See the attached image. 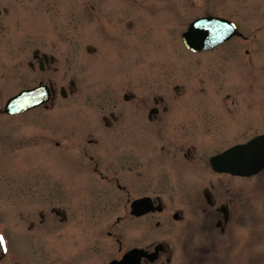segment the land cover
Masks as SVG:
<instances>
[{
	"label": "rangeland",
	"instance_id": "rangeland-1",
	"mask_svg": "<svg viewBox=\"0 0 264 264\" xmlns=\"http://www.w3.org/2000/svg\"><path fill=\"white\" fill-rule=\"evenodd\" d=\"M0 8L2 109L9 95L39 84L43 72L29 67L36 48L57 58L54 71L47 72L51 78L47 83H56L59 92L62 86L69 89L72 80L76 83L68 97L59 95L49 108L18 116L13 124L0 117L13 136L0 141V234L9 249L4 255L0 251V264H103L124 253L115 242L126 226L130 241L142 231L144 247L153 240L169 243L176 249L172 264H235L228 259L234 251L224 262H214L203 255L220 256L216 247L210 254L197 250L205 247L200 209L194 208L196 226L190 229L183 222L156 229L154 218L141 221L143 230L124 222V209L140 195L163 194L168 205L163 216L169 217L190 202L203 205L198 196L207 185L205 179L219 182L221 197L227 196L228 184L238 188L256 230L255 243L246 253L255 256L251 264H264V171L250 179H224L210 168L204 172L174 168V181L158 184L154 179L158 167L147 165H153L149 157L160 152L162 143L156 144V128L146 117L155 99L164 97L166 118L176 124L192 119L198 127L190 130L191 136L206 145L201 150L208 155L264 132V0H0ZM5 8L8 13H3ZM207 15L234 20L247 38L233 37L212 50L190 51L181 35L191 21ZM89 46L96 51L89 53ZM112 112L120 115V123L107 129L102 118ZM226 121L229 130L224 128ZM123 126L130 134L127 144L114 134ZM139 133L144 138H138ZM91 137H101L103 145L91 147L85 155L79 147L87 146ZM121 146L129 153L125 162ZM143 147L145 154H140ZM41 150L48 153L45 162ZM73 150L76 153L70 154ZM96 153L103 155L104 173L117 172L128 193L101 180L90 159L91 154L99 157ZM59 154L68 158L64 169L75 161L80 172L63 192L56 180L63 166ZM159 164L162 169L167 166L163 160ZM52 208L66 209L68 219L62 221ZM215 224H210L209 232L216 231ZM13 239L16 257L10 247ZM41 239L44 242L37 245ZM228 240L221 248L223 256L230 249ZM217 244L208 239V246ZM187 250H192L190 263Z\"/></svg>",
	"mask_w": 264,
	"mask_h": 264
},
{
	"label": "flooded vegetation",
	"instance_id": "flooded-vegetation-1",
	"mask_svg": "<svg viewBox=\"0 0 264 264\" xmlns=\"http://www.w3.org/2000/svg\"><path fill=\"white\" fill-rule=\"evenodd\" d=\"M48 53L46 51H42L41 48H36L33 50L32 54L33 57L32 59L29 61V67L33 70H38L41 74L43 75H38L40 83H46L50 85L51 91L53 93L52 97L54 98L53 100H51V105H54L56 98L62 95V90L64 88V86L61 87L60 92L58 91V85L56 83H54L53 81H50L49 83H47L45 80L51 79L47 77V72L50 71H54V68L56 66L57 62V58L53 55L50 54V56L46 57L44 54ZM52 55V56H51ZM54 56V57H53ZM57 72V71H56ZM38 85V84H37ZM35 86V85H34ZM33 86H28V87H24L22 89H20L19 91L14 92L13 94L9 95L6 99H5V103L6 104L7 100L9 98H11L12 96H15L16 94H18L21 90L23 89H28V88H32ZM175 89L178 90V86L175 87ZM74 91V90H73ZM72 91V92H73ZM4 92L2 90H0V101L2 99H4ZM130 99V98H129ZM127 99V100H129ZM166 100L164 99V97H160V98H156L155 99V106L150 108L149 113L147 114V122L149 124H153V127L156 128V131L154 132L157 136V138H159L158 141H156V144L158 142L162 143L161 146V150L158 154H153L151 157H149V159L152 158L151 162L153 165H147V167H149V169L154 168V167H158V173L155 175L154 179L156 180V182L158 184H168L171 183L172 181H174L173 177H172V170L174 168H179V169H184V170H188L191 172V170L194 171H203V170H207V169H211V173H213L214 175H217L219 177H224L225 178H232V179H236V178H240V179H250L251 177H246V178H241L239 176L236 175H232L230 173H219L216 172L213 167L212 164L210 162V159L213 155L218 154L238 143L241 142H245L247 141H234L232 142L229 146L224 147L222 149H217L215 152H213L211 155L206 152V151H202V147L201 146H206L204 143L201 145L198 141L199 139H194L191 136V133L194 134V132H190V130L192 131L193 128H197V125H194L192 122V119L186 117L184 119H180L178 120V123H174L172 120L167 119V111L169 110V108H167V104H165ZM49 103V105H50ZM49 105H43L40 106L38 108H49ZM38 108H35L33 110H36ZM33 110H29L28 112H23V113H19V114H7L3 109L0 107V117L3 118H9L8 120H10L9 123L12 122V124L14 123V118L18 117V116H24L27 114H30L31 112H33ZM163 110V114L161 115V111ZM146 114V113H145ZM1 120V119H0ZM102 121L104 123V126L107 129H111L113 127H115L118 123H120V115H118L117 113H111L110 115H106L102 118ZM227 122V121H226ZM145 125V126H144ZM142 127H147V125L145 124L144 121H142ZM227 128L226 130H229L231 128V125L229 124V122H227V124H224V128ZM6 125L0 122V141H3L5 138H9V139H13L12 134L10 133L12 130L9 131H5ZM167 128V129H166ZM179 135L176 134L177 130H181ZM176 130V131H175ZM9 132V133H6ZM139 132V131H138ZM137 132V133H138ZM46 134V133H45ZM115 134V138H117V141L121 140V143L123 142L124 144L128 143V138L130 136L129 133L124 131V126L121 130H117L114 132ZM140 134V133H139ZM47 135V134H46ZM129 135V136H128ZM144 138V134L141 133L138 138ZM48 137V136H47ZM249 139V138H248ZM15 141V139L13 140ZM13 143V147L16 148V143ZM60 141L57 142V147H60ZM88 145L87 146H80L79 149H82L84 151L85 155L90 154L89 149L92 148H99L101 147V145H103V140L101 139V137L99 138H89L87 140ZM118 147V146H116ZM125 146H121L120 149V154L122 155L124 162L126 160H129V153H127V149ZM201 147V148H200ZM145 147L140 148L139 153H144L145 154ZM61 151V150H60ZM62 155L66 156V154H64L63 151L60 152ZM76 153L74 150L70 152V154ZM148 154H150V152H147ZM41 154L43 157V161L45 162L46 160L44 159L45 157H48V153L47 151H42L41 150ZM98 154L99 157H97L95 154H91L90 155V159L93 162V169L94 171L100 176L101 180L105 183L107 182L106 185H111L117 187L120 191L123 192L126 191L128 193V189L127 186L124 185V182L121 180L122 178L118 175L117 172H113V173H104V171L101 169L103 166V155L100 153H96ZM59 154L58 157L61 158L62 160V165L65 164L63 161H66L69 157V154L64 157ZM150 156V155H149ZM165 161L167 162V166L165 165V169L160 168V162L161 161ZM43 162V163H44ZM150 162V163H151ZM77 162H73L71 163L72 167H70L69 169H64V165L59 169L60 172H58V177H57V182L60 183V191H64L66 190V186L72 185L70 183V181L72 179H76L77 177H79V169L76 165ZM159 164V165H158ZM46 166V165H45ZM47 168V167H45ZM121 168L124 169V163L121 164ZM115 170V169H113ZM204 172V171H203ZM44 174H48L46 169H44ZM47 176V175H46ZM73 177V178H72ZM207 185L204 186L203 189V194L201 196H198L201 198V200L199 201V203H203V205L201 206H194L192 204V202L189 203V206L186 208H177L173 211V216L169 217L171 214L165 215L163 216L165 213H168V205L166 201V198L163 194L161 193H154V195L151 194H147V195H140L138 197L132 198L130 200L133 201L136 198H142V197H150L152 198V201L154 200L155 204L157 205V203L159 201H162L163 204V210L161 212H155V213H148L144 216H135L131 213L130 210V206H127L124 210H125V215L124 216V222H134L136 223L139 227L140 230H143V226L142 223L144 221H146V219L149 221L150 219L154 218V225L156 227V229L159 228H163L164 226L167 225V223H180L183 222L185 224V226H187V229H190L195 225L194 222V216L196 217V215L194 214V211L197 214V210L200 209V214L202 216V220L204 221V226L201 230L200 235L205 239V243L204 246H197V250L198 251H202L205 253L210 254V249H212L213 247L217 248V251L220 252L218 253L220 256L214 257L212 256V254L210 256L208 255H203V257H207L206 259H209L210 257L214 259V262H217L219 259L220 261L223 260V251H221V248L224 249V240L225 239H229L227 242L228 244H232L235 247H242L244 250H251L252 246L255 243V239H254V235L256 233V230L253 231L252 227H251V222L250 219H252V212L250 210H246V206L243 205L241 202L244 203V201H242L239 197L238 194L236 193L238 191L237 187L234 186H230L228 184V189L225 190L228 194L226 197H221V194L217 193V188L219 186V182H215L213 179L212 180H207L205 179ZM62 183V186H61ZM103 185V184H102ZM222 188H224L222 186ZM207 191V192H206ZM206 192V193H205ZM130 197V195L128 196ZM81 198H79L78 200H80ZM248 203V202H247ZM245 204V203H244ZM153 205V207H154ZM197 210H195V209ZM53 209V208H52ZM61 209V208H60ZM61 213H59L60 215V219L62 221H66L68 219L67 217V211L66 209H61ZM129 210V211H128ZM214 210V211H213ZM106 211H109L108 209H106ZM178 212L179 215V219L175 218V213ZM210 214V215H209ZM42 218H44V214H42ZM168 218V222H166L164 219ZM170 218H172L170 220ZM215 219V221H214ZM143 221V222H141ZM118 223L121 222V219H119L117 221ZM141 222V223H140ZM215 222V226H216V231L213 232H209V230H211V223ZM249 223V228L247 226V224ZM178 225V224H176ZM33 226V225H32ZM117 228V225H115ZM126 230H127V226H126ZM126 230L124 231V234H122L123 236L121 237H117L116 238V244L118 245V248L120 250H124V255L130 251L133 248H145L147 251H149V253L147 254V256L143 257L142 262L143 264H172L173 261L175 260V253H176V249L171 248L170 244L167 243L166 241H159L156 242L155 240H153L152 242H150V244L147 247H144L143 245V239H142V231L136 236L134 237L135 239L130 241L128 238V235L126 234ZM113 231H110L108 234L109 236L112 235ZM158 234V233H157ZM209 234H211L210 237ZM208 239H210L211 243L213 242H219V244L217 245H212L211 247L208 246ZM142 242V243H141ZM159 244H163V246L159 247V251L157 254V258L155 260H152L151 257L149 256L150 252L154 253L156 250V246ZM207 246H206V245ZM165 245V246H164ZM202 247V248H201ZM193 250V249H192ZM192 250H187V263H190V256H192L191 251ZM212 251V250H211ZM200 253V252H199ZM30 256V255H29ZM32 257V256H31ZM115 259V258H113ZM212 259V260H213ZM153 261V262H152ZM70 263V261H69Z\"/></svg>",
	"mask_w": 264,
	"mask_h": 264
},
{
	"label": "water",
	"instance_id": "water-1",
	"mask_svg": "<svg viewBox=\"0 0 264 264\" xmlns=\"http://www.w3.org/2000/svg\"><path fill=\"white\" fill-rule=\"evenodd\" d=\"M238 34L237 26L225 19L207 17L192 24L190 30L184 34L186 43L194 49H207ZM45 89V88H44ZM37 89L23 93L14 98L7 106L10 112H18L34 107L48 98V91ZM39 98V100H38ZM32 100V103L25 104ZM12 107V110H11ZM214 168L221 172H231L240 175H252L264 168V135L252 139L245 145H238L218 156L214 161ZM144 201L134 204L137 214L144 211ZM146 210V209H145ZM141 251L134 250L121 262L111 264H140Z\"/></svg>",
	"mask_w": 264,
	"mask_h": 264
},
{
	"label": "snow or ice",
	"instance_id": "snow-or-ice-1",
	"mask_svg": "<svg viewBox=\"0 0 264 264\" xmlns=\"http://www.w3.org/2000/svg\"><path fill=\"white\" fill-rule=\"evenodd\" d=\"M4 240L3 237H0V244H3Z\"/></svg>",
	"mask_w": 264,
	"mask_h": 264
}]
</instances>
